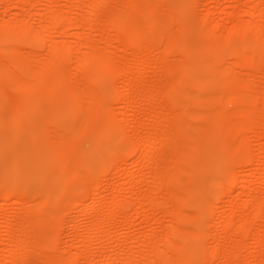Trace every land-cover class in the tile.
Masks as SVG:
<instances>
[{
	"label": "rangeland",
	"instance_id": "374dc122",
	"mask_svg": "<svg viewBox=\"0 0 264 264\" xmlns=\"http://www.w3.org/2000/svg\"><path fill=\"white\" fill-rule=\"evenodd\" d=\"M47 2L49 3V0H0V194L4 192L5 195L2 198V195L0 196V264H130L131 262H135V260L137 264H165V259H163V257L167 258L168 256H173L170 257V260L176 263L177 259L176 261L174 260L176 256L178 257L176 254L180 256L183 255L184 252L188 254L187 264H264V235L262 241H258L261 238L259 234L262 228H264V199H262V197L264 198V137H258L256 126L248 130L249 132H245L243 141L247 138L244 143L248 148L244 152L235 147L236 143L234 144V139H236V134L231 121H229V116L217 121L210 116L200 115L195 117V120L193 118L188 119V121L196 126L194 128H188L183 123L178 124L175 120L168 118V111H171L170 109L175 107L174 101H172L173 99L161 102L162 98L159 99L158 95V93H160L159 91L164 90L163 94L168 93L167 90L170 92L171 89L168 88L172 86L169 85H177L178 82L176 83V81L179 80L177 75L182 72L180 68H176L177 70L175 69V73L172 72L171 74V72H168L167 74L166 71L164 74V71H162L163 68H161L162 64L167 63L166 65H168V61H165L166 56L163 57L162 54H165L162 47L165 49L166 46L164 44L165 40L164 42L162 40L164 38L163 33L168 34L166 32H172V38L175 34L177 37L173 38V51L169 55L171 63L173 62L172 64H176V67H178L180 63H187L189 73H193V78L190 76L188 80L182 83L183 85L179 84L178 86H182L186 91L192 93L193 90H195L194 94L198 97L196 99L197 102L193 99H191V102L186 95L185 97L181 96L180 100L182 104L184 101L183 105L185 107L188 108L190 106L189 108H191L192 105V107L197 108H195L196 110L200 108L199 111H202L201 108H208L211 111L216 110L218 104L220 105L222 100L220 101L217 99L216 92L214 91L226 95L228 92H230L229 94L234 92L242 94V91L243 94L247 93V95L244 94V98H246V96L249 98L248 96L254 95L251 96L253 99L251 102L252 104L255 102L258 104L255 103L252 107L257 108V111H260V113L264 115V70L262 69L264 68V0H140V4L145 7L140 6L135 8L136 11L133 10L132 14L134 13L136 15L137 13L141 20H145L144 23H148L152 20L157 21V16L160 21V27L157 23L155 27H158V30H160L161 39L156 36L158 35V31L156 32L157 29L151 30V38L148 36L149 40L152 39L153 42L146 40V36L143 37L145 38L143 39V35H139L138 32L136 46H134V48L126 46V37L124 36L131 31L135 23L131 17L127 18V23L123 25L124 35L121 41H114L116 27L112 29L113 27L108 23L113 14H119L126 8L124 7L126 0H114L108 3L106 1V3L97 6L95 0H54L55 4L53 6L55 9L60 13L62 12V14L68 12L69 16L72 18L70 21L73 22V25H71L70 28L67 27L66 20L61 18L59 19L61 22H58L59 25L55 26V29L51 27L52 31L48 30V28L51 29L50 27H47L51 25L50 16H52ZM122 8L123 10H120ZM253 8L256 11H253ZM170 11L171 13L169 14ZM253 12L256 13L254 14ZM166 13L168 14L166 15ZM138 16L136 18L140 21ZM148 16L150 20L146 19ZM66 19L70 18L68 17ZM13 20L23 22L19 23L20 26L17 25V22H14L17 24L15 27L11 28L14 26ZM24 20H29L30 23H28L27 30L23 31L21 29V24L25 23ZM92 20L98 21L97 23L101 24L103 27L101 25H96V27L88 26L89 21L91 22ZM198 20H200V23H197ZM9 22L10 28L7 30ZM254 22L255 24L258 22V24L255 25ZM239 23L241 25L243 23L246 24V27L242 25V28L244 27L247 30L243 28L245 30L243 32V30L239 28L241 27ZM46 24L47 26L45 28ZM84 24L87 26L86 29ZM104 25L107 26H105L106 29ZM208 25L210 28H212V26L214 27L210 29ZM235 25H239V33L241 34L238 33L239 35L232 36L230 32L233 31L231 29H236L233 28L236 27ZM57 27L60 28L58 29ZM43 28L45 31L47 29V31L51 32H46L47 35H44L43 32L45 31ZM65 28L67 30H65ZM12 29H18L19 32L12 31ZM35 31L36 34L33 33ZM83 31L85 34L82 33ZM22 32L23 34H21ZM41 32L43 34H41ZM64 32H66V34ZM154 32H156V35H154ZM173 33L174 36L172 35ZM40 34L41 42L40 40L38 41V39H40ZM44 36L48 38L47 42L53 41V44L58 42L56 45H58L60 50L55 54L52 53L50 55L51 57L48 55L53 45L51 46L52 43H46V37ZM180 37H183V39ZM224 39H227L225 40L226 42H224ZM87 42H89L88 44L91 43V45H95L96 50L100 48L99 51L105 52L107 49L112 59L115 58L114 61L112 60L113 63L111 62L106 68L105 65H102L101 68V65H99V67L95 66L96 70L94 66L89 67L90 69H83L81 67L82 62L80 63L78 60L83 57V55H88L90 50H93L91 46L85 44ZM237 42H240V45ZM3 44L4 46H2ZM14 44H17L15 47H18L20 50L22 48V51L18 48H13ZM150 44L154 46L153 49L156 52L155 54L161 52L160 54L162 55L160 57H156L155 54H153L154 56L151 55V52L154 51L152 50L153 46L151 47ZM180 44L182 46H180ZM177 45L179 47H176ZM225 46L228 52L223 51L225 50ZM2 47H4V51H1ZM11 47L16 50H12ZM73 47H75L76 50L71 51ZM141 47H145L144 50H146V54L143 52V56L145 55V65L148 60L151 63H158L156 66H153V64L149 62V65L152 66H145V75L140 79V81H142L140 82L138 79L137 88L135 91L131 92L132 94H129L133 96H131L133 99L129 96V99L133 102H126L129 100L126 98L128 96L125 95L126 87L123 88L126 84L120 82L122 81L120 75L116 73H119L121 66L134 63V58L136 57L134 53L140 51ZM5 48H9L10 51L8 49L6 51ZM178 48H181L184 53ZM241 48H243V50H240V52L244 53L238 52L239 50L237 49ZM256 48L259 51L255 50V52H253ZM250 50L252 52L249 53ZM158 51L159 53H157ZM178 51L183 55L181 56ZM229 52L230 54H228ZM215 53L217 55L222 54L220 55L222 58H219L220 56H217ZM256 53L260 54L255 57L254 54ZM39 54L42 58L45 56V62L40 56H37ZM172 54L175 55V57L172 58ZM231 54L233 57L234 55L236 56V58L234 57L236 60L238 59L237 55L239 56L241 54L242 58L246 60H253L255 58L254 63H249L250 65H247L248 62L246 64V61L241 63L242 65H237L238 67L234 64V71L239 73L240 79L237 76L238 74L236 75L232 72V67L234 68V66H232L233 57L229 56ZM177 55H179V58L181 56L182 59L186 60H178ZM34 56L39 59H35ZM52 57L54 58L53 65H59L56 71L59 72L61 76L60 82L56 81V83L51 82L56 75L54 69L46 73V78L43 77L44 79H40V72L42 70L40 71V67L37 65H42L44 63L42 67L45 66L47 64V59L49 58L50 62ZM224 57L227 59H224ZM218 58L220 61H218ZM58 60H60V63ZM167 60H169V58ZM261 61L263 62L262 68L259 64ZM40 62L42 64H40ZM177 62L179 63L177 64ZM218 64L222 67L220 65L218 66ZM227 65L229 67H227ZM258 65L260 67H258ZM34 67L39 68L37 69L39 73ZM61 67H63V69ZM113 67L116 71L118 69V71L115 72ZM10 69L14 70L10 72ZM78 69L83 71H78ZM139 70L137 71V76H139ZM14 71H16L17 74L19 73L18 75L24 78L26 77L28 80H26V82L23 81L24 78L20 79L21 77L16 73L13 74ZM173 74H176V78L174 77V81L176 79L175 83H173L174 81L172 80ZM16 75L21 82L16 78ZM212 77L217 83L212 81ZM223 77L227 79V82L220 81V78ZM241 77L243 79H241ZM210 79L212 82L209 81ZM34 80L38 81L41 85L38 84L32 91L28 83H32V81L36 82ZM78 80L79 82L82 80L81 86ZM234 82L237 83L231 84ZM123 83L125 85H123ZM250 83L253 84L251 85ZM78 84L80 87H78ZM88 84H91L92 88ZM157 84L162 90H159ZM218 84L222 85L219 86ZM186 85L187 87L190 85L188 88L191 89H188ZM86 87H90V89H86ZM249 88L252 90L250 91ZM146 89L150 90L151 93H144L143 90L145 91ZM155 89L159 91L154 92ZM34 93L36 95L38 93V95L36 96ZM152 93L154 95H152ZM171 93H173V95L175 94L174 96L172 95V98L178 95L177 90H171L170 94ZM150 94L154 97H150ZM95 95L99 96L98 102L92 101L94 98H92V96ZM120 95L122 96L120 97ZM204 95H207V98H210L211 95H213V97L211 96L208 100ZM214 95L217 100L214 98ZM161 96L162 94L160 97ZM228 96L229 95H227L226 98L229 100L230 97ZM242 96H235L234 99H230L229 101L224 98L223 104L226 101L224 104L226 108H230V110L234 108L235 112H232L236 114L237 109L239 110L242 104H244L243 102H247L246 100L244 101ZM104 97L107 101L104 100ZM146 97L148 99L150 97V99L146 100ZM134 98L136 99L134 100ZM85 99L91 101L85 102ZM82 102H85L86 107ZM87 103H89L90 107H93H87ZM110 104L111 106H109ZM15 105L17 108H15ZM235 108L237 109L235 110ZM195 109L191 108L189 110L195 111ZM82 112L84 114H82ZM153 112L157 117L152 116V114L154 115ZM80 113L82 116L85 115L83 119L78 117ZM158 113L160 114L158 115ZM163 115H166L167 118ZM88 117H90V119ZM120 118H123V120ZM163 118H165V120H163ZM85 119L86 122L83 121ZM77 120L81 122L80 125L82 127L84 126V128H79L77 126ZM112 120L113 124L115 123L116 125L114 124L113 126L112 123H109ZM198 120L199 122H197V124H199L197 126L196 121ZM161 123L162 126H160ZM171 124L178 128V130L180 128L179 131L182 133L179 136L180 138L174 135L171 144L165 143L163 147L164 143H159L155 147V150L149 147L148 149L150 152L147 150V147H145L146 150L145 148L144 150H139L143 144L141 142L150 132L152 137L155 135L154 138H159V142L162 139L165 140L164 135L166 133L164 132L165 130L166 132L169 130ZM199 125L201 126L199 127ZM111 126L114 128L113 130ZM116 127L119 128L117 129L118 131H115ZM156 129L158 136H156ZM194 129L196 130L194 131ZM60 130L61 133L59 134ZM109 130H111V132L108 133ZM114 131L118 133L115 135ZM53 133L56 136L55 140L52 139V137L50 138V135H53ZM152 133H154V135ZM186 133L188 136L194 134V138L191 137L193 139H187L188 136H186ZM66 134H68V138H66ZM132 135L133 140L131 139ZM183 135L186 137H183ZM109 136L110 138H108ZM127 137L131 139L129 142L132 141L131 143L128 142L129 144L124 141L128 140ZM188 138H190V136ZM228 138L231 139L230 143ZM232 140L234 147L231 145ZM248 141H250V145H248ZM124 142L127 143L125 149H123L125 146ZM174 142L179 146L180 151L183 153L182 155H180V152V154L178 153L179 150L177 149L178 147L176 148L175 144L172 146ZM106 143L107 147L105 146ZM136 145L139 146V148ZM166 145H168V147ZM54 146H56V148ZM193 146H195V148ZM196 148L198 149L196 150ZM151 150L153 151L151 154L153 157L151 158V156H148V158L151 159H143L145 156L144 154L151 153ZM69 153H72L71 157ZM65 154L68 155L65 156ZM171 155H173V158L177 159L180 169L175 171V174H177L174 177L175 180L173 177L171 180L167 179L170 180L171 183H166L167 181H164V183L160 182L157 176L162 177L161 174L163 173L164 175V173H166L167 165L165 161H167ZM180 156H182V158H180ZM184 156L186 158H184ZM66 157L71 159L74 158L75 161L73 159H69L70 161H68ZM162 157H165L166 160L164 158V161L162 160L160 162ZM97 159H99V161ZM149 160L152 161H150L152 163L150 165ZM185 160L189 163H187V166L185 165L186 167L184 166V163L186 164L187 162ZM69 162L71 163L70 165L68 164ZM73 162L77 163V167ZM69 166L75 167V169H71L72 174L74 172L73 170L80 174L75 173L72 176ZM78 167L80 168L77 169ZM81 167L84 168V170L81 169ZM85 169L90 173L85 171ZM180 172L183 174H180ZM85 173L86 175L88 174L85 178L89 177L90 181H84ZM99 174L101 175L100 177ZM214 175L221 177V184L214 182V178H216ZM210 179H213V182ZM89 182L90 186H88ZM54 191L56 193H54ZM203 193L206 195L208 193L210 195V201L211 198H213V202L211 201L214 204L213 206L211 205L212 203L206 204L203 198L208 195L205 196ZM18 194L19 196L21 195L20 198L19 196L17 197ZM47 194L48 197H46ZM118 194H121L120 197L117 196ZM175 194H178V196H180L179 198L183 197L181 199L176 198ZM25 196H27V199ZM44 197L47 199H44ZM116 197L117 199L119 197V200H117ZM70 198L71 200H69ZM18 199H21V202ZM141 199H145L146 201L144 200V205L139 206L140 204L138 202H140ZM149 199L151 200L149 201ZM155 201L156 205L154 203ZM259 201L262 202L260 203L261 209L257 217L254 218V208L258 206ZM55 202H58V204L55 205ZM119 202L120 205L118 204ZM40 204L44 207L42 205L40 206ZM44 204L48 206V208L45 209ZM149 204L151 207H149ZM160 204L162 206H159ZM113 206L118 207L114 208ZM138 207L142 210L138 211L139 214L137 211L135 213ZM28 208L30 210H28ZM117 208L122 212H117ZM247 210L250 211L247 212ZM192 211L193 216L191 217ZM194 211L197 212L195 213ZM199 211H201V213H199ZM202 212L204 213L202 214ZM37 214L38 217H36ZM183 214L184 216H182ZM248 214L253 218L251 217L249 230L242 232L241 229L245 222L244 220H247L244 219V216L249 218ZM9 216H18L19 218L17 217L12 220ZM29 217L31 219H29ZM32 217L35 219V222L32 224L28 223L30 224L28 227L25 218L33 222L34 220ZM43 217H46V219L43 220ZM231 219L234 220V224L240 225L241 228L237 227L236 229L235 225L233 228L227 227L228 221ZM8 220L10 222L11 220L14 221L11 222L12 225L8 228L13 229H10V232L7 228V231L5 229V224ZM38 220H43L44 223L42 221L38 222ZM156 220L159 224H155ZM45 221L49 223L46 224ZM225 221L226 225L224 224ZM196 224L199 225L197 226ZM25 228L28 230H24ZM30 228L35 229L34 232L40 239L38 238L37 242L34 241L29 245H25V243L30 241L29 239H31L32 234H34L31 233L32 230ZM192 228L193 231L194 228H196L195 231L197 233L189 230ZM15 230H18V233ZM19 231L24 232L20 233ZM14 232L17 233V235L19 233L22 234L20 235L23 237H21V241L23 242L21 251L26 246L30 247L28 249H31V251H35L34 253L32 252V256H27L25 260H23L22 255L19 253L13 259L9 258L8 260L7 258L8 248L11 246V238ZM5 234L6 236H4ZM25 237L28 242L23 241ZM186 239L187 241H185ZM177 241L180 242V244ZM153 249L158 250L163 257H154L155 259L152 258L151 260V258H149L150 252L148 251ZM58 255H60V258ZM134 257L135 259H133ZM132 259L133 261H131Z\"/></svg>",
	"mask_w": 264,
	"mask_h": 264
},
{
	"label": "bare ground",
	"instance_id": "6f19581e",
	"mask_svg": "<svg viewBox=\"0 0 264 264\" xmlns=\"http://www.w3.org/2000/svg\"><path fill=\"white\" fill-rule=\"evenodd\" d=\"M92 1V0H91ZM94 1V0H93ZM106 1H107V3L108 2H111V1H114V0H95V4H96V6L97 5H101V4H104V3H106ZM123 1H125V0H123ZM158 1H161V0H158ZM58 2V1H57ZM48 3V2H47ZM46 3V4H47ZM128 3V4H127ZM154 3V2H153ZM156 3V2H155ZM49 4V5H48ZM47 5H48V7L50 8V10H51V12H52V16H50L51 17V22H50V24L51 25H49L47 22V24L49 25V26H47V24L45 25V28H46V26L47 27H52L53 29H55V26H58L59 25V23L61 22V21H59V19H61V18H64L65 20H66V22H67V27H71V25H73L72 23L73 22H71L70 20L72 19L70 16H69V14H68V12L66 13H63L62 14V12L60 13L58 10H56L55 9V7L53 6L54 4H55V2H54V0H49V3H48ZM57 4V3H56ZM123 4H124V2H123ZM146 4V3H145ZM127 5V6H126ZM148 5V4H147ZM166 5V4H165ZM140 6H142V4H140V0H126V3L124 4V7H126L124 10H123V8L122 9H120V10H123L121 13H119V14H113L114 13V11H113V15L111 16V18H110V21H108V23H110L111 24V26L113 27L112 29H114V27H116L115 29H116V34H115V36H114V41L115 40H120L121 41V39H122V37H123V35H124V30H123V25H124V23H127V18H129V17H131V19L132 20H134L135 21V23L133 24V26H132V29H131V31H129V33H127L126 35H124L125 37H126V46L127 47H129V48H134V46H136V37H137V34H138V32H139V35L141 34V35H143L142 36V38L143 37H145L146 38V40H149V38H151L150 37V33H151V30L153 29V30H155V29H157L156 30V32L158 31V35H156V32H154V35H156V36H158L160 39H161V37H160V34H161V32L159 33V31L160 30H158V27H155V25H156V23H157V25H159L160 24V21L158 20L159 18H157V16H156V19H157V21H149L148 23H144V21L143 20H141V18H139L140 16H138L137 15V13H136V15L138 16V19L140 20V21H138L137 20V16L133 13L132 14V11L133 10H135V8H138V7H140ZM168 6V5H167ZM54 7V8H53ZM142 7H145V6H142ZM147 7V6H146ZM118 8V7H117ZM153 8V7H152ZM195 8V7H194ZM178 9V8H177ZM63 10V9H62ZM253 11H256V10H254V8L252 9ZM136 11V10H135ZM251 11V10H250ZM48 12H49V10H48ZM70 13H71V11H70ZM171 13V11L169 12V14ZM254 13V12H253ZM256 13V12H255ZM254 13V14H255ZM51 14V13H50ZM68 14V15H67ZM72 14V13H71ZM168 13H166V15H167ZM179 14V13H178ZM142 15V14H141ZM170 16V15H169ZM70 18V19H66V18ZM145 17H146V15H145ZM76 18V17H75ZM74 18V19H75ZM20 19V18H19ZM22 19V18H21ZM26 19V18H25ZM146 19H148V20H150L149 19V16L146 18ZM155 19V20H156ZM169 19V18H168ZM64 20V21H65ZM68 20V21H67ZM5 21V20H4ZM63 21V20H62ZM73 21V20H72ZM259 21V20H258ZM14 22H17V23H14ZM20 22H23V21H14L13 20V25L14 26H12V24H11V28H13V27H15L16 26V24L17 25H19V23ZM24 22L25 23H23V24H21V29L24 31V30H27V28H28V23H30L29 22V20H24ZM59 22V23H58ZM79 22V21H78ZM85 22V21H84ZM98 21H96V20H92L91 22L89 21V24H88V26H90V27H93V26H95L96 27V25H101V24H98L97 23ZM261 22V21H260ZM62 23H65V22H62ZM61 23V24H62ZM100 23V22H99ZM103 23V22H102ZM163 23V22H162ZM162 23H161V25H162ZM197 23H200V20H198V22ZM206 23V22H205ZM77 24V23H76ZM76 24H74V25H76ZM169 24V23H168ZM202 24V23H201ZM240 24V23H239ZM254 24H255V22H254ZM257 24H258V22H257ZM257 24H255V25H257ZM156 25V26H157ZM242 25H244V27H246V24H242ZM242 25L240 24V26L241 27H239V25L237 26V25H235L236 27H233V28H236V29H231V30H233L232 32H230V34H232V36L233 35H235V36H237V34L240 32V29H242L243 30V32L245 31L244 29H246V28H242ZM5 26H7V25H5ZM20 26V25H19ZM32 26V25H31ZM102 26V25H101ZM106 25H104V28L106 29V27H105ZM169 26V25H168ZM206 26H207V23H206ZM209 26V25H208ZM250 26V25H249ZM248 26V27H249ZM258 26H260V25H258ZM74 27V26H73ZM72 27V28H73ZM84 27H85V29H86V27L87 26H85V24H84ZM103 27V26H102ZM152 27H154V28H152ZM159 27H160V25H159ZM214 26H212V28H213ZM240 29H239V28ZM257 27V26H256ZM8 28H10V22H9V27H7V30H8ZM17 28V27H16ZM42 28V27H41ZM52 28L51 29H49L48 28V30H51L52 31ZM58 28V27H57ZM57 28H56V30H57ZM60 28V27H59ZM58 28V29H59ZM63 28V27H62ZM109 28H111V27H109ZM169 28V27H168ZM171 28V27H170ZM196 28V27H195ZM208 28H210V26L208 27ZM212 28H210V29H212ZM252 28V27H251ZM257 28H259V27H257ZM19 29V28H18ZM13 30L12 29V31H18L19 32V30ZM64 29V28H63ZM3 30H4V26H3ZM43 30H44V28H43ZM65 30H67L66 28H65ZM65 30H63V31H65ZM110 30V29H109ZM126 30V29H125ZM198 30H199V28H198ZM205 30H206V28H205ZM214 30V29H213ZM247 30V29H246ZM12 31H10V32H12ZM45 31V30H44ZM51 31H47V29H46V31L45 32H43L44 33V35L46 34L47 35V33L46 32H51ZM127 31H128V29H127ZM207 31V30H206ZM10 32H9V34H10ZM200 32V31H199ZM212 32V31H211ZM210 32V33H211ZM228 32V33H229ZM34 34H36V31L35 32H33ZM42 32H41V34H43ZM65 34H66V32H64ZM82 33H84L85 34V32L83 31ZM115 33V32H114ZM166 33H168V34H165V33H163L164 35V38L162 39L163 40V42H164V40H165V42H164V44L166 45L165 46V49L162 47V49L164 50V52H165V54L164 53H162L163 54V57L164 56H166V59H165V61H168V65H166L167 63H165V64H160L162 67L161 68H163L162 69V71H164V74L166 73V71H167V74H168V72H171V74H172V72H174L175 71V69L176 68H180L181 70H182V74L181 73H179L177 76V78L179 79H177L178 81H176V79H175V81H176V83H177V85H175V86H173V84L172 85H169V86H172V87H170V88H168V89H171V90H177V92H178V95H176V97H173L172 98V95H173V93H171L170 94V92H171V90H170V92H169V90H167V92L168 93H165V94H163V91H159V90H162L161 89V87L159 88L158 87V84H157V87L159 88V92L160 93H158V95H159V99L160 98H162V101L161 102H163V101H168V100H172V101H174V108L172 109H170L171 111H168L169 112V114H168V112H167V116H168V118H171V119H173V120H175L178 124H184L186 127H188V128H194V127H196L194 124H192L190 121H188V119H194L195 117H198V116H210L212 119H215V120H217V121H219V120H221V119H223V118H225V117H227V116H229L230 117V120L229 121H231V124H232V127L234 128V130H235V134H236V139H234V144H235V147L237 148V149H240V150H243L244 152L247 150V145L244 143V141H246L247 140V138L243 141V139H244V134H245V132L247 133V132H249L248 130H251L252 128H254V126H256L257 128V131H256V133H258V137L259 138H261V137H264V115H262V113H260V111H257V108H254V107H252V106H254L253 104H255V103H253L252 104V102H251V100L253 101V99H252V97L251 96H254V95H251V96H248L249 98H247V96H246V98H244L245 97V95H247V93L244 95L243 94V92L241 91V93L242 94H238L237 92L235 93H232V94H229L230 92H228L227 93V95H229L228 97H230L229 98V100L230 99H234L235 98V96H238V95H244V96H242L243 98H244V101L246 100L247 102L245 103V102H243L244 104H242V106L239 108V110L237 109V108H235V110L237 109V111H236V114H234L233 112H235L234 111V108H232L231 110H230V108H226V106L224 105L225 103H226V101L224 102V104H223V101H224V98H226V94H220V93H218L217 91H214V92H216V97H217V99L218 100H222L221 102H220V105L218 104V108H217V105H216V110H209L208 108H201L202 109V111H199V109L200 108H198V110H196L194 107H192V105H191V108L192 109H195V111H190L189 109H191V108H189L190 106H189V104H188V108L187 107H185L183 104H184V101H183V104H182V102H181V96H183V97H185V95L187 96V98L191 101V99H193V100H195V102H197V95L196 94H194V91L195 90H193V93L192 92H190V91H186L185 89H184V87H179L178 85L180 84H182V83H184V81L185 80H188V78H190V76H191V78H193L192 76H193V73H189V71H188V66H187V63H185V64H181L180 63V65H178V67H176L175 65L176 64H172L171 63V59H170V54L172 53V51H173V45H174V40H173V38L174 37H177V35L175 34V36H174V33L172 34L174 37L172 38V36H171V33L170 32H166ZM170 33V34H169ZM209 33V34H210ZM260 33V32H259ZM15 34V33H14ZM16 34H17V32H16ZM15 34V35H16ZM21 34H23V32L21 33ZM41 34H40V36H39V38L40 39H38V41L40 40V42H41ZM229 34V35H230ZM239 34H241V33H239ZM238 34V35H239ZM245 34V33H244ZM250 34V33H249ZM253 34V33H252ZM11 36H12V34H10ZM25 35V34H24ZM26 35H28V34H26ZM48 35H49V33H48ZM204 35V34H203ZM17 36V35H16ZM43 36V35H42ZM50 36V35H49ZM148 36H149V38H148ZM156 36H155V38H156ZM206 36V35H205ZM204 36V37H205ZM207 36H209V35H207ZM231 36V35H230ZM263 36V35H262ZM27 37V36H26ZM33 37V36H32ZM44 37H46V36H44ZM153 37V36H152ZM157 37V38H158ZM179 37V36H178ZM145 38H143V39H145ZM148 38V39H147ZM154 38V37H153ZM180 38H182L183 39V37H180ZM207 38V37H206ZM221 38V37H220ZM107 39V38H106ZM108 39H110V38H108ZM223 39V38H222ZM221 39V40H222ZM260 39V38H259ZM261 39L263 40V38L261 37ZM47 40H48V38L46 37V39H45V42L46 43H52L51 44V50H50V52H49V57H51L50 55L53 53V54H55V53H57L60 49H59V47H58V45H56V43H58V42H55V44H53V41L52 42H47ZM180 40V39H179ZM178 40V41H179ZM225 40H227V39H224V42H226ZM253 40V39H252ZM111 41H113V40H111ZM144 41V40H143ZM150 42H153L152 41V39L151 40H149ZM156 41V40H155ZM177 41V42H178ZM223 41V40H222ZM32 42V41H31ZM106 42V41H105ZM122 42H123V40H122ZM176 42V43H177ZM202 42V41H201ZM214 42H216V41H214ZM218 42V41H217ZM46 43H44V44H46ZM89 42H87V43H85V44H88ZM146 43H147V41H146ZM219 43H221V42H219ZM238 43V42H237ZM244 43L246 44V42L244 41ZM248 43V42H247ZM96 44V43H95ZM161 44H163V43H161ZM163 44V45H164ZM198 44V43H197ZM222 44V43H221ZM225 44V43H224ZM239 45H240V42L238 43ZM243 44V43H242ZM244 44V45H245ZM259 44V43H258ZM10 45V44H9ZM56 45V46H55ZM97 45V44H96ZM148 45V44H147ZM151 45V47L153 46L152 44H150ZM149 45V46H150ZM184 45V44H183ZM205 45V44H204ZM231 45V44H230ZM2 46H4V44L2 45ZM11 46H12V44H11ZM15 46H17V44L15 45L14 44V47L13 48H18V47H15ZM87 46H91V48L93 49L92 51L90 50V53L88 54V55H83V54H81V55H83V57H79L80 59L78 60V61H80V63H81V67L84 69V68H89V67H99V65H101L100 66V68L102 67V65H105V68H106V66L108 67L110 64H111V62H112V60L114 61V59H112V57H111V55H110V53H109V51L106 49L105 50V52H103V51H99V46H98V50H96V46L95 45H91V43L90 44H88ZM144 46V45H143ZM149 46H147V47H149ZM180 46H182L181 44H180ZM226 46H228V45H226ZM226 46L224 47V49L226 48ZM76 47V46H75ZM75 47H73V49L71 50V49H69V50H71V51H73V50H76V48ZM176 47H179L178 45L176 46ZM176 47H174V48H176ZM236 47V46H235ZM248 47V46H247ZM3 48L4 47H2L1 48V51L3 50ZM10 48V47H9ZM9 48H7L9 51H10V49ZM12 48V47H11ZM12 48V50H16V49H13ZM21 48V47H20ZM72 48V47H71ZM75 48V49H74ZM88 48H90V47H88ZM124 48H126V47H124ZM145 48V47H144ZM144 48H140V51H138V52H133L134 53V55L136 54V57L134 58V63H132V64H126V65H123V66H121L120 67V70H119V73H116L117 75L119 74L120 75V79L122 80V81H120V82H124L125 84H126V86H123V88L124 87H126V94L125 95H127L128 97H126L127 99H129L131 96L129 95V94H132L131 92H133V91H135V89L137 88V81H138V79H139V81H140V79H142L143 77H144V75H145V69H146V67L145 66H147V65H149V60L148 61H146V65H145V61H144V59H145V55L143 56V52L146 54V50H144ZM154 46L152 47V50L154 51ZM186 48V47H185ZM218 48H219V46H218ZM239 48H240V46H239ZM6 49V48H5ZM7 49H6V51H7ZM19 49V48H18ZM31 49V48H30ZM46 49V48H45ZM142 49V50H141ZM180 51H182L181 50V48H178ZM214 49V48H213ZM217 49V48H216ZM249 49H250V47H249ZM20 50V49H19ZM25 50V49H24ZM144 50V51H143ZM156 50V49H155ZM222 50V49H221ZM228 49H225V50H223L224 52L225 51H227ZM235 50V49H234ZM237 50H239L238 52H240V50L242 51L243 50V48H241V49H237ZM245 50V49H244ZM255 50H258L257 48L256 49H254V51L253 52H255ZM4 51V50H3ZM6 51H5V53H6ZM20 51H22V48H21V50ZM71 51H69V52H71ZM88 51V50H87ZM130 51H133V50H130ZM177 51V50H176ZM259 51V50H258ZM44 52V51H43ZM77 52V51H76ZM129 52V51H128ZM150 52V51H149ZM175 52V51H174ZM179 52V51H178ZM183 52V51H182ZM219 52V51H218ZM228 52V51H227ZM230 52H232V51H230ZM230 52L228 53V54H230ZM250 52H252L251 50L249 51V53ZM257 52V51H256ZM71 53H73V52H71ZM75 53V52H74ZM152 54L151 55H153V54H155L156 52L154 51V52H151ZM157 53H159V51L157 52ZM161 53V52H160ZM155 54L156 55V57H160L162 54ZM180 53V52H179ZM184 53V52H183ZM220 53H221V51H220ZM240 53H244V52H240ZM258 53V52H257ZM254 54L255 55V57H256V55H259V54ZM77 54V53H76ZM216 54V53H215ZM236 54V53H235ZM238 54V53H237ZM116 55H118V54H116ZM158 55V56H157ZM180 55H181V53H180ZM183 55V54H182ZM181 55V56H182ZM217 55V54H216ZM220 55H222V54H220ZM220 55H217V56H220ZM232 55V54H231ZM231 55H229L230 57H233V55L231 56ZM38 57L40 56V58L44 61V58H45V56H44V58H42L41 57V55L39 54V55H37ZM47 56V57H48ZM53 56V55H52ZM71 56V55H70ZM154 56V55H153ZM179 55H177V57H178ZM181 56H180V58L178 57L177 59L179 60V59H182L181 58ZM262 56V55H261ZM35 57V56H34ZM34 57H33V60H34ZM36 58L35 57V59H39V58ZM144 57V58H143ZM156 57H154V58H156ZM173 57H175V55H173L172 54V58ZM234 57L236 58V56L234 55ZM233 57V61L235 62H233L232 61V66H234V64H235V66L236 67H238L237 65H242L241 63H244L245 61H246V64H247V62H248V64L247 65H250L249 63H254V60H255V58L254 57H252V58H254L253 60H246L245 58H242V54L241 55H237V60L235 59ZM241 57V58H240ZM63 58V57H62ZM169 58V60H167ZM219 58H222V56H220ZM218 58V61H220V59ZM258 58V57H257ZM53 59V60H52ZM61 59V58H60ZM224 59H227L226 57H224ZM236 61H235V60ZM41 60V61H42ZM83 60V61H82ZM157 60V59H156ZM182 60H186V59H182ZM42 61V62H43ZM56 61H57V59H56ZM158 61V60H157ZM156 61V62H157ZM169 61H170V63H169ZM223 61V60H222ZM228 61V60H227ZM257 61V60H256ZM31 62H32V60H31ZM35 62V61H34ZM37 62H39V61H37ZM45 62V61H44ZM58 62L60 63V60H58ZM155 62V61H154ZM161 62V61H160ZM162 62H163V60H162ZM225 62V61H224ZM231 62V61H230ZM229 62V63H230ZM53 63H54V58L52 57L51 58V61L49 62V58L47 59V64L45 65V66H43L42 67V65L44 64H42L41 62H40V64H42V65H39V64H37L38 65V67H40V79H44L43 77H45L46 76V73L47 72H49V71H52L53 69L55 70V72H56V75H55V73H54V75H55V77H53V79L51 80V82H55L56 83V81H59L60 80V78H61V76H60V74H59V72H57L56 70H58V67L57 66H59V65H55L56 66V68H55V66L53 65ZM58 63V64H59ZM79 63V64H80ZM113 63V62H112ZM128 63V62H127ZM148 63V64H147ZM151 63V62H150ZM158 63V62H157ZM157 63L155 64V63H151V64H153V66H156L157 65ZM179 62H177V64H178ZM183 63V62H182ZM257 63V62H256ZM255 63V64H256ZM222 64V63H221ZM227 64V63H226ZM259 64H260V66H261V68H262V66H263V62L261 61V62H259ZM33 65V64H32ZM164 65V66H163ZM220 64H218V66H219ZM223 65V64H222ZM149 66H152V65H149ZM159 66V65H158ZM221 66V65H220ZM225 66V65H224ZM232 66H230V67H232ZM235 66H234V68L232 67V72H234L237 76H238V78H239V73H237L236 71H234V69H235ZM259 65H258V67H260ZM20 67V66H19ZM23 67V66H22ZM33 67V66H32ZM41 67H42V69H41ZM64 67V66H63ZM63 67H61L62 69H63ZM76 67H77V65H76ZM75 67V69L77 70V68ZM80 67V68H81ZM96 67H95V70H96ZM192 67V66H191ZM222 67V66H221ZM227 67H229L228 65H227ZM36 70L37 69H39V68H37V67H34ZM255 68V67H254ZM260 68V69H261ZM90 69V68H89ZM92 69V68H91ZM109 69V68H108ZM113 69H114V67H113ZM139 69H141V70H139V76H137L138 75V73H137V71ZM230 69V68H229ZM259 69V68H258ZM263 70H264V68H262ZM261 69V70H262ZM12 69H10V72H12L11 71ZM75 70V71H76ZM137 70V71H136ZM177 70V69H176ZM217 70V69H216ZM262 70V71H263ZM38 71V70H37ZM78 71H83V70H79L78 69ZM114 71L115 72H117L118 71V69H117V71L114 69ZM212 71V70H211ZM260 71V70H259ZM17 72H18V70H17ZM17 72L16 71H14L13 72V74L14 73H16L17 74ZM179 72V71H178ZM38 73H39V71H38ZM52 73V72H51ZM50 73V74H51ZM89 73V72H88ZM175 73V72H174ZM19 74V73H18ZM17 74V75H18ZM21 74V73H20ZM226 74V73H225ZM16 75V76H17ZM49 75V74H48ZM174 75V76H173ZM172 75V77H173V81H174V77L176 78V74H173ZM18 76H20L21 78L20 79H22V78H24V77H22L21 75H18ZM16 77L17 79L19 78V77ZM38 76V75H37ZM210 76H211V74H210ZM84 77V76H83ZM139 77V78H138ZM141 77V78H140ZM233 77V76H232ZM257 77V76H256ZM46 78V77H45ZM20 79H18L19 80V82H21V80ZM33 79V78H32ZM81 79V78H80ZM195 80H196V78H194ZM206 79V78H205ZM208 79H209V77H208ZM212 79V81H214L213 79V77L211 78ZM211 79L209 80V81H211ZM240 79V78H239ZM241 79H243L242 77H241ZM252 79H254V78H252ZM256 79H258V78H256ZM26 80H28L26 77L23 79V81H25L26 82ZM82 80H83V78H82ZM82 80L79 82V80H78V83H80V86H81V82H82ZM91 80H92V78H91ZM202 80V79H201ZM229 80V79H228ZM30 81V80H29ZM34 81H36V80H34ZM116 81V80H115ZM142 81V80H141ZM140 81V82H141ZM175 81L173 82V83H175ZM189 81H191V80H189ZM197 82H199L198 80H196ZM211 81V82H212ZM220 81H222V82H227V79L225 78V77H223V78H220ZM233 81V80H232ZM250 81H253V80H250ZM16 82V81H15ZM18 82V81H17ZM60 82V81H59ZM76 82V81H75ZM139 82V83H140ZM214 82H216L217 83V81L215 80ZM229 82V81H228ZM77 83V82H76ZM123 83V85H125ZM188 83V82H187ZM186 83V84H187ZM194 83V82H193ZM237 82H234V83H231V84H236ZM38 84H40L38 81H36V82H33L32 81V83H28V86L30 87V89L33 91V89H35L36 87H37V85ZM48 84H50V83H48ZM118 84V83H117ZM122 84V83H121ZM169 84V83H168ZM189 84H191V83H189ZM251 84V83H250ZM249 84V85H250ZM253 84V83H252ZM251 84V85H252ZM41 85V84H40ZM42 85H44V84H42ZM58 85V84H57ZM88 85H90V87H91V84H88ZM139 85V84H138ZM141 85V84H140ZM183 85V84H182ZM219 86L220 85H222V84H218ZM241 85V84H240ZM18 86V85H17ZM44 86H46V85H44ZM77 86V85H76ZM79 86V84H78V87H80ZM148 86V85H147ZM154 86V85H153ZM167 86V85H166ZM168 86V87H169ZM227 86V85H226ZM237 86V85H236ZM24 87V86H23ZM40 87V86H39ZM53 87V86H52ZM56 87V86H55ZM90 87H86V89L87 88H89L90 89ZM145 87V86H144ZM186 87H187V85H186ZM185 87V88H186ZM188 87H190V85L188 86ZM187 87V88H188ZM250 87V86H249ZM27 88V87H26ZM92 88V87H91ZM94 88H95V86H94ZM119 88V87H118ZM164 88H165V85H164ZM240 88V87H239ZM254 88V87H253ZM80 89V88H79ZM96 89H97V87H96ZM95 89V90H96ZM109 89V88H108ZM188 89H191V88H188ZM241 89V88H240ZM120 90V89H119ZM139 90V89H138ZM249 90L251 91L252 89H250L249 88ZM36 91H37V89H36ZM93 91V90H92ZM122 91V90H121ZM124 91H125V89H124ZM149 91V92H148ZM157 91V89H155L154 90V92H158ZM240 91V90H239ZM13 92V91H12ZM89 92V91H88ZM143 92L144 93H146V94H149V93H151V91L150 90H143ZM148 92V93H147ZM220 92H221V90H220ZM263 92V91H262ZM6 93H7V91H6ZM9 93V92H8ZM36 93V92H35ZM34 93V94H35ZM99 93H101V92H99ZM218 93V94H217ZM224 93H226V92H224ZM264 93V92H263ZM50 94V93H49ZM135 94V93H134ZM140 94H142V93H140ZM139 94V95H140ZM146 94H144V95H146ZM162 94V96L160 97V95ZM180 94V95H179ZM200 94V93H199ZM253 94H254V92H253ZM15 95V94H14ZM36 95V94H35ZM37 95H38V93H37ZM36 95V96H37ZM46 95V94H45ZM152 95H154L153 93H152ZM151 94H150V97H154V96H152ZM175 95V94H174ZM173 95V96H174ZM250 95V94H249ZM99 96H100V94H99ZM99 96H97V95H95V96H92V98H93V100L92 101H94V102H98L99 101ZM103 96V95H102ZM101 96V97H102ZM122 95H120V97H121ZM130 96V97H129ZM206 98H207V95H204ZM212 97H213V95H211ZM211 96H210V98H211ZM133 97V96H132ZM131 97V99H133ZM145 97V96H144ZM150 97H149V99H150ZM203 97V96H202ZM205 97H204V99H205ZM216 97H215V95H214V98L216 99ZM240 97V96H239ZM46 98V97H45ZM85 98V97H84ZM105 98V97H104ZM157 98V97H156ZM201 98V97H200ZM199 98V99H200ZM210 98H207L208 100L210 99ZM33 99H35V98H33ZM119 99H121V98H119ZM126 99V100H127ZM131 99H129V100H127L126 102H131L132 100ZM136 98H134V100H135ZM142 99V98H141ZM148 98L146 97V100H147ZM148 99V100H149ZM154 99V98H153ZM198 99V100H199ZM216 99V100H217ZM83 100V99H82ZM81 100V101H82ZM104 100H106V98L104 99ZM180 100V101H179ZM226 100H228L227 98H226ZM228 100V101H229ZM256 100V99H255ZM17 101V100H16ZM88 101L90 102L91 100H89L88 99ZM87 101V99H85V102H88ZM107 101V100H106ZM124 101V100H123ZM34 102V101H33ZM85 102L83 103L82 102V104H84V106L86 105L85 104ZM94 102H93V104H94ZM125 102V101H124ZM133 102V101H132ZM181 102V103H180ZM188 102V101H187ZM192 102V101H191ZM17 103V102H16ZM15 103V104H16ZM36 103V102H35ZM92 103V102H91ZM108 103H110V102H108ZM144 103H146V102H144ZM186 103V102H185ZM199 103V102H198ZM197 103V104H198ZM88 105H87V107L89 106V103H87ZM126 104H129V103H126ZM132 104V103H131ZM196 104V105H197ZM256 104H258V103H256ZM36 105V104H35ZM34 105V106H35ZM63 105V104H62ZM98 105V104H97ZM143 105H145V104H143ZM195 105V106H196ZM16 106V105H15ZM99 106V105H98ZM109 106H111V104L109 105ZM236 106V105H235ZM256 106V105H255ZM86 107V106H85ZM91 107H93V106H91ZM90 106H89V108H91ZM258 107V106H257ZM15 108H17V106L15 107ZM100 108V107H99ZM101 108H103V107H101ZM147 108V107H146ZM110 109V108H109ZM151 109V108H150ZM154 109H156V108H154ZM169 109V108H168ZM203 109H205V110H203ZM211 109H214V108H211ZM230 111H228V110ZM92 110V109H91ZM90 110V111H91ZM105 110V109H104ZM152 110V109H151ZM233 111V112H232ZM93 112V111H92ZM99 112V111H98ZM154 112H155V110H154ZM153 112V113H154ZM40 113H41V111H40ZM43 113V112H42ZM157 113V112H156ZM82 114H84L83 112H82ZM82 114L80 113V115L78 116V117H81V119H83L84 118V116L85 115H83L82 116ZM99 114V113H98ZM150 114V113H149ZM160 113H158V115H159ZM171 114V115H170ZM95 115V114H94ZM109 115V114H108ZM166 115H163V116H165L166 117ZM171 117H170V116ZM116 116V115H115ZM152 116L154 117V116H156L155 115V113H154V115L152 114ZM162 116V115H161ZM161 116H159V117H161ZM78 117H77V119H78ZM118 117V116H117ZM157 117V116H156ZM36 118V117H35ZM70 118V117H69ZM89 119H90V117H88ZM167 118V117H166ZM121 119V118H120ZM103 120V119H102ZM111 120V119H110ZM121 120H123V118L121 119ZM153 120H154V118H153ZM152 120V121H153ZM163 120H165V118H163ZM168 120V119H167ZM195 120V119H194ZM193 120V121H194ZM209 120H210V118H209ZM18 121V120H17ZM82 121V120H81ZM83 121H85L86 122V119L85 120H83ZM87 121H88V119H87ZM150 121V120H149ZM172 121V120H171ZM21 122H22V120H21ZM105 122V121H104ZM109 122V121H108ZM121 122V121H120ZM119 122V123H120ZM195 122V121H194ZM197 122H199V120L198 121H196V124H197ZM201 122V121H200ZM203 122V121H202ZM216 122V121H215ZM11 123V122H10ZM110 124L112 123L113 124V120L111 121V122H109ZM151 123V122H150ZM172 123V122H171ZM206 123V122H205ZM204 123V124H205ZM77 126L80 128H84V126L82 127L80 124H81V122L79 121V120H77ZM89 124V123H88ZM115 124V123H114ZM114 124H113V126H114ZM121 124V123H120ZM123 124V123H122ZM199 124V123H198ZM198 124H197V126H198ZM202 124V123H201ZM231 124H229V125H231ZM2 125V124H1ZM116 125V124H115ZM117 125H118V123H117ZM124 125V124H123ZM149 125V124H148ZM156 125V124H155ZM175 125V124H174ZM124 126H126V125H124ZM123 126V127H124ZM131 126V125H130ZM160 126H162V123H161V125ZM201 125H199V127H200ZM206 126V125H205ZM174 126H172V124H171V126L169 127V130H167V132H166V130H165V132L164 133H166L164 136H165V140H161V137H160V142H159V138H157V137H155L154 138V133H152L154 136L152 137V135L149 133L147 136H145V138H144V140L141 142V143H143L142 145H141V147L139 148V144H137V145H139V146H137L138 148H139V150L140 149H143L144 150V148L145 147H147V150L150 152V150L148 149L149 147L150 148H152L153 150H155V147L157 146V144H159V143H164L163 144V147L165 146V143L166 144H171L172 143V137H174V135H176V136H180L182 133L179 131L180 130V128H179V130H178V128H176V127H174ZM225 127V126H224ZM103 128V127H102ZM106 128V127H105ZM111 128H112V126H111ZM126 128V127H125ZM152 128V127H151ZM159 128V127H158ZM165 128V127H164ZM167 128H168V126H167ZM114 128H112V130H113ZM116 130L115 131H118L117 129H119V128H115ZM132 129V128H131ZM166 129V128H165ZM255 129V130H256ZM152 130H154V129H152ZM196 129H194V131H195ZM254 130V131H255ZM58 131V130H57ZM114 131V133H115V135L118 133V132H115ZM82 132V131H81ZM105 132V131H104ZM109 132H111V130H109L108 131V133ZM126 132V131H125ZM155 132V131H154ZM156 132H157V129H156ZM160 132V131H159ZM226 132V131H225ZM61 133V130H60V132H59V134ZM66 133V132H65ZM67 133H69V132H67ZM75 133V132H74ZM103 133V132H102ZM107 133V134H108ZM124 133V132H123ZM136 133V132H135ZM162 133V132H161ZM187 133H189V132H187ZM187 133H186V136H188L187 135ZM63 134V133H62ZM70 134V133H69ZM72 134V133H71ZM133 134V133H132ZM160 134V133H159ZM232 134V133H231ZM54 135V136H53ZM53 135H50V138L52 137V139H54L55 140V138H56V136H55V134L53 133ZM67 136H66V138H68V134H66ZM76 135V134H75ZM115 135L113 134V136L115 137ZM142 135V134H141ZM192 135V136H191ZM218 135V134H217ZM220 135V134H219ZM226 135V134H225ZM232 135H234V134H232ZM257 135V134H256ZM72 136H74V135H72ZM129 136V135H128ZM156 136H158V132L156 133ZM185 135H183V137H186ZM190 136V138H188ZM188 137H187V139H193L194 138V134H190ZM246 136V135H245ZM89 137H91V136H89ZM133 135L131 136V139L133 140ZM191 137H193V138H191ZM218 137V136H217ZM235 137V136H234ZM108 138H110V136L108 137ZM125 138V137H124ZM128 138V137H127ZM126 138V139H127ZM139 138V137H138ZM142 138V139H143ZM180 138V137H179ZM196 138V137H195ZM63 139H64V136H63ZM130 138H128V140H124L125 142H129V140H131ZM186 139V138H185ZM229 139V138H228ZM67 140V139H66ZM69 140V139H68ZM134 140H135V138H134ZM231 139H229L228 141H229V143L231 142L230 141ZM235 140H236V142H235ZM70 141V140H69ZM163 141V142H162ZM225 141V140H224ZM102 142V141H101ZM124 142V143H125ZM132 141H130L129 143H131ZM138 142V141H137ZM179 142H180V140H179ZM178 142V143H179ZM226 142H227V139H226ZM104 143V142H103ZM127 143H125V146H124V148L123 149H125V147H127L126 146V144ZM128 143V144H129ZM140 143V144H141ZM198 143V142H197ZM228 143V142H227ZM248 145H250V141H248ZM67 144H69V143H67ZM134 144H135V142H134ZM161 144V145H162ZM175 144V142L172 144V146ZM234 144H233V140H232V146L234 147ZM62 145V144H61ZM66 145V144H65ZM192 145V144H191ZM195 145V144H194ZM204 145V144H203ZM67 146V145H66ZM78 146V145H77ZM106 147H107V143H106V145H105ZM159 146V145H158ZM167 147H168V145H166ZM175 146H176V148L179 150H177L178 151V153L180 154V155H182L183 153L180 151V148H179V146H177V144H175ZM189 146V145H188ZM55 148H56V146H54ZM53 147V148H54ZM61 147H63V146H61ZM60 147V148H61ZM69 147V146H68ZM143 147V148H142ZM181 147V146H180ZM191 147V146H190ZM194 148H195V146H193ZM264 147V146H263ZM58 148V147H57ZM65 148V147H64ZM103 148H105V147H103ZM175 148V147H174ZM235 148V149H236ZM66 149V148H65ZM69 149V148H68ZM68 149H67V151H68ZM120 149H121V147H120ZM122 149V150H123ZM157 149V148H156ZM198 148H196V150H197ZM264 149V148H263ZM58 150V149H57ZM70 150V149H69ZM106 150V149H105ZM142 150V151H143ZM145 150H146V148H145ZM59 151V150H58ZM61 151V150H60ZM81 151V150H80ZM123 151H125V150H123ZM249 151V150H248ZM264 151V150H263ZM146 152V151H145ZM161 152V151H160ZM143 153V152H142ZM153 153V151L151 150V153H145L143 156H144V158L143 159H145V160H147V158H148V156L150 157L151 156V158L153 157L151 154ZM155 153V152H154ZM173 153V152H172ZM247 153V152H246ZM251 153V152H250ZM72 153H69V155H70V157L72 156L71 155ZM147 154V155H146ZM148 154H150V155H148ZM187 154V153H186ZM66 155H68V154H65V156ZM155 155H156V153H155ZM161 155H163V154H161ZM160 155V156H161ZM189 155V154H188ZM191 155V154H190ZM243 155V154H242ZM94 156V155H93ZM157 156V155H156ZM104 157V156H103ZM174 157H175V155H174ZM208 157V156H207ZM66 158H68V157H66ZM91 158V157H90ZM95 158H96V156H95ZM101 158V157H100ZM151 158H148V159H151ZM165 157H162V159L160 160V162L164 159ZM170 158V159H169ZM168 159H167V161H165V163H166V168H167V170H166V173H164V175H163V173L161 174L162 175V177L160 176V177H158L157 176V178H159L160 180V182H163L164 183V181H167L166 183H168V182H170V180L172 179V177H173V179H174V177L177 175V174H175V171L176 170H179L180 169V166H179V164H178V161H177V159H175V158H173V155H171L170 157H169ZM178 158V157H177ZM180 158H182V156H180ZM179 158V159H180ZM184 158H186L185 156H184ZM209 158V157H208ZM69 159H71V158H68L67 160L68 161H70ZM73 160H74V158H72ZM71 159V160H72ZM98 161H99V159H97ZM165 160H166V158H165ZM75 161V160H74ZM98 161H97V164H98ZM151 160H149V162H150ZM164 161V160H163ZM183 161V160H182ZM185 161H187V160H185ZM67 162V161H66ZM82 162V161H81ZM152 162V161H151ZM149 163V165L150 164H152V163ZM180 162H181V160H180ZM77 163H78V161H77ZM77 163H74L73 162V164H76V167H77ZM184 163V162H183ZM187 163H188V161L186 162V164L184 163V166L186 165L187 166ZM69 165L71 164L70 162L68 163ZM80 164V163H79ZM158 164V163H157ZM189 164V163H188ZM83 165H85V164H83ZM62 166V165H61ZM74 166V165H73ZM185 166V167H186ZM190 166V165H189ZM70 167V166H69ZM184 167V168H185ZM58 168V167H57ZM72 168H74L75 169V167H70V173L72 174ZM80 167H78L77 169H79ZM188 168V167H187ZM6 169H8V168H6ZM81 169H83L84 170V168H82L81 167ZM165 169V168H164ZM186 169V168H185ZM82 170V171H83ZM182 170H184V169H182ZM190 170V169H189ZM230 170V169H229ZM15 171V170H14ZM74 172H73V174H72V176L75 174V173H79V172H77V171H75V170H73ZM85 171H88V170H86L85 169ZM89 172V171H88ZM179 172V171H178ZM183 172V171H182ZM182 172H180V174L182 173ZM188 172V171H187ZM228 172H230V171H228ZM87 173V172H86ZM86 173L84 174V181H90V179H89V177H86L85 178V176H87L86 175ZM90 173V172H89ZM185 173V172H184ZM227 173V172H226ZM80 174V173H79ZM100 174H101V172H100ZM99 174V177L102 175H100ZM183 174V173H182ZM83 175V174H82ZM81 175V176H82ZM91 175V174H90ZM152 175V174H151ZM154 176V175H153ZM152 176V177H153ZM214 176H216V178H214V182H216L217 184H219L220 183V181H222V180H220L221 179V177L220 176H217V175H214ZM64 177V176H63ZM69 177V176H68ZM228 177V176H227ZM179 178V177H178ZM204 178V177H203ZM3 179V178H2ZM97 179V178H96ZM154 179H155V176H154ZM167 179H170V180H167ZM177 179V178H176ZM209 179V178H208ZM9 180V179H8ZM175 180V179H174ZM178 180V179H177ZM207 180V179H206ZM211 180V179H210ZM213 180V179H212ZM211 180V181H212ZM179 181H180V179H179ZM182 181V180H181ZM61 182V181H60ZM94 182V181H93ZM159 182V183H160ZM209 182V181H208ZM213 182V181H212ZM11 183V182H10ZM171 183V182H170ZM63 184V183H62ZM90 184V182L88 183V186H90L89 185ZM221 184V183H220ZM159 185H161V184H159ZM170 185V184H169ZM169 185H167V186H169ZM87 186V185H86ZM164 186V185H163ZM172 186V185H171ZM63 187V186H62ZM66 187V186H65ZM85 187V186H84ZM165 187H166V185H165ZM165 187H163V188H165ZM1 188V187H0ZM159 188H160V186H159ZM170 188V187H169ZM177 188V187H176ZM175 188V189H176ZM211 188V187H210ZM161 189V188H160ZM171 189V188H170ZM3 191H5V190H3ZM157 191V190H156ZM171 191V190H170ZM177 191V190H176ZM53 192V191H52ZM169 192V191H168ZM203 192H205V191H203ZM46 193V192H45ZM54 193H56L55 191H54ZM57 193H58V191H57ZM171 193V192H170ZM201 193V192H200ZM20 194H22V193H20ZM202 194V193H201ZM203 194H205V193H203ZM2 195V196H1ZM44 195V194H43ZM121 195V194H120ZM120 195L118 194L117 196H119L120 197ZM208 195V196H207ZM207 195L205 194V196H207V197H205V198H203V199H205V202H206V204L208 203H212L213 201V198H211V201H210V198H209V194L207 193ZM0 196H1V198L2 197H4L5 195H4V192H1V194H0ZM11 196H13V195H11ZM19 196V194L17 195V197ZM21 196V195H20ZM20 196H19V198H20ZM72 196H74V195H72ZM150 196V195H149ZM14 197V196H13ZM26 197V199H27V196H25ZM46 197H48V194H47V196ZM46 197H44V199L46 198ZM59 197V196H58ZM119 197H118V199H117V197H116V199L117 200H119ZM146 197V196H145ZM175 197L176 198H179L180 196H178V194H175ZM183 197V196H182ZM181 197V198H182ZM204 197V196H203ZM11 198V197H10ZM56 198V197H55ZM140 198V197H139ZM139 198H138V201H139ZM143 198H144V196H143ZM152 198V197H151ZM181 198H179V199H181ZM22 199V198H21ZM21 199H18L19 201L21 200ZM25 199V200H26ZM47 199V198H46ZM147 199V198H146ZM202 199V200H203ZM262 199H264L263 197H262ZM50 200V199H49ZM56 200V199H55ZM69 200H71V198L69 199ZM69 200H66V201H69ZM144 200L145 199H141V201L140 202H138L140 205L139 206H142V205H144ZM148 200V199H147ZM151 199H149V201H150ZM177 200V199H176ZM23 201V200H22ZM26 201H28V200H26ZM51 201V200H50ZM57 201H58V199H57ZM65 201V202H66ZM73 201H74V199H73ZM146 201V200H145ZM153 201V200H152ZM151 201V202H152ZM175 201V200H174ZM179 201V200H178ZM264 201V200H263ZM21 202V201H20ZM116 202V201H115ZM258 202V201H257ZM256 202V203H257ZM28 203V202H27ZM54 203V202H53ZM117 203V202H116ZM150 203V202H149ZM155 203V205H156V201L154 202ZM201 203V202H200ZM260 203H262V202H260L259 201V204H258V206H256L255 208H254V206H253V208L255 209V211H254V213H253V211H252V213L254 214H252L253 215V217L255 218V217H257V215H258V213H259V211H260V209H261V204ZM24 204V203H23ZM26 204V203H25ZM56 204H58V202H55V205ZM115 204V203H114ZM119 205H120V202L118 203ZM151 204H153V203H151ZM196 204V203H195ZM42 204H40V206H41ZM45 205V204H44ZM53 205V204H52ZM51 205V206H52ZM116 205V204H115ZM212 206L214 205L213 203L211 204ZM27 206V205H26ZM43 206V205H42ZM135 206V205H134ZM138 206V205H137ZM159 206H162L161 204L159 205ZM193 206V205H192ZM207 206V205H206ZM244 206V205H243ZM249 206V205H248ZM44 207V206H43ZM53 207V206H52ZM114 208L115 207H118V206H113ZM112 207V208H113ZM145 207V206H144ZM143 207V208H144ZM149 207H151L150 206V204H149ZM157 207V206H156ZM211 207V206H210ZM32 208V207H31ZM46 208H48V206H46L45 205V209ZM50 208V207H49ZM111 208V209H112ZM121 208V207H120ZM214 208H215V206H214ZM252 208V207H251ZM34 209V208H33ZM51 209H54V208H51ZM118 209V208H117ZM28 210H30L29 208H28ZM55 210H57V209H55ZM55 210H52V211H55ZM58 210H60V209H58ZM113 210H115V209H113ZM119 210V209H118ZM117 210V212H120L121 210H119L118 211ZM135 210V209H134ZM141 210V208L140 207H138V209L136 208V210H135V213H136V211L138 212V211H140ZM246 210V209H245ZM32 211V210H31ZM30 211V212H31ZM142 211V210H141ZM177 211V210H176ZM183 212L185 211V210H182ZM203 211V210H202ZM248 211H250V210H247V212ZM35 212V211H34ZM38 212V211H37ZM36 212V213H37ZM56 212V211H55ZM112 212H114V211H112ZM122 212V211H121ZM126 212V211H125ZM186 212V211H185ZM195 213L197 212V211H194ZM39 213H41V212H39ZM59 213V212H58ZM115 213V212H114ZM113 213V214H114ZM176 213V212H175ZM194 213V214H195ZM199 213H201V211H199ZM204 212H202V214H203ZM138 214H139V212H138ZM171 214H173V213H171ZM192 215H191V217L193 216V211H192V213H191ZM111 215V214H110ZM215 215V214H214ZM235 215V214H234ZM249 215V214H248ZM31 216V215H30ZM46 216V215H45ZM52 216V215H51ZM113 216V215H112ZM182 216H184V214L182 215ZM10 217V216H9ZM18 217V216H17ZM17 217H10V219L12 218V220L13 219H15V218H17ZM34 217V216H33ZM32 217V218H33ZM36 217H38V214H37V216ZM35 217V218H36ZM55 217H56V213H55ZM54 217V218H55ZM59 217V216H58ZM176 217V216H175ZM178 217V216H177ZM212 217V216H211ZM248 217V216H247ZM252 216L251 215H249V218H246L245 216H244V219H247V220H244L245 222H244V224H243V226H244V228H243V226H242V229H241V231L242 232H244V231H248L249 230V226H250V221H251V219L253 218H251ZM19 218V217H18ZM40 218V217H39ZM106 218V217H105ZM181 218V217H180ZM214 218V217H213ZM236 218V217H235ZM9 219V218H8ZM27 219H28V217H27ZM29 219H31L30 217H29ZM42 219V218H41ZM44 219H46V217H43V220ZM106 219H109V218H106ZM173 219V218H172ZM182 219V218H181ZM11 220V222H14V221H12ZM33 222L32 221H30V220H26V218H25V221H26V223H27V226L29 225L30 226V224H28V223H34L35 222V219L33 218ZM36 220H37V218H36ZM43 220H38V222H43ZM51 220H53V219H51ZM101 220V219H100ZM103 220V219H102ZM227 220H228V218H227ZM17 221V220H16ZM174 221V220H173ZM202 221V220H201ZM209 221H210V219H209ZM211 221H213V220H211ZM249 221V222H248ZM11 222L8 220V221H6V226H5V229L7 228H9V226L10 225H12L11 224ZM54 222V221H53ZM103 222V221H102ZM26 223H25V225H26ZM44 223V222H43ZM45 223L47 224V223H49V222H46L45 221ZM101 223V222H100ZM159 224V222H157V220H156V223L155 224ZM40 224V223H39ZM225 225H226V221H225V223H224ZM38 225V224H37ZM42 225V224H41ZM44 225V224H43ZM197 225V224H196ZM195 225V226H196ZM199 225V224H198ZM197 225V226H198ZM236 226V229H237V227L239 228L240 227V225H236V224H234V220L233 219H231V220H229L228 221V224H227V227H232L233 228V226ZM24 226V225H23ZM28 226V227H29ZM39 226V225H38ZM48 226V225H47ZM34 227V226H33ZM172 227V226H171ZM35 228V227H34ZM36 228H37V226H36ZM54 228V227H53ZM186 228H188V227H186ZM235 228V227H234ZM241 228V227H240ZM7 229H6V231H7ZM11 229V228H10ZM8 229L9 230V232L11 231V230H13V229ZM27 228H25L24 230H26ZM31 229V228H30ZM185 229V228H184ZM226 229V228H225ZM21 230V229H20ZM28 230V229H27ZM32 231H31V233H34V234H32V236H31V239H29L30 241L28 242L27 240H26V237H25V239L23 240V241H27L28 243H25V245H29V244H31V243H33L34 241H36L37 242V240H38V238H39V236H37L36 234H35V232H34V230L35 229H31ZM169 230V229H168ZM178 230V229H177ZM189 230H191V231H193V228L192 229H189ZM196 228H194V233H197L196 231ZM16 232L18 231V230H15ZM259 231V230H258ZM20 232V231H19ZM24 231H21L20 233H23ZM30 232V231H29ZM155 232V231H154ZM174 232V231H173ZM13 233V232H12ZM18 233V232H17ZM17 233H15L14 232V234L12 235V238H11V246L8 248V255H7V258H8V260H9V258H14L18 253L19 254H21L22 255V257H23V260H25L26 259V257L27 256H32V252L34 253L35 251H31V249H28V248H30V247H28V246H24L23 248L24 249H22V251H21V247H22V239H21V237L22 236H20V235H22V234H18L17 235ZM179 233V232H178ZM178 233H177V235H178ZM201 233V232H200ZM246 233V232H245ZM260 233V232H259ZM261 233H264V228H262V231H261ZM259 234V236L261 237L258 241H262V237H263V235L264 234ZM167 234V233H166ZM25 235H26V233H25ZM24 235V236H25ZM36 235V236H35ZM153 235H154V233H153ZM168 235V234H167ZM166 235V236H167ZM170 235V234H169ZM4 236H6V234L4 235ZM30 236V235H29ZM151 236V235H150ZM197 236V235H196ZM87 237V236H86ZM152 237V236H151ZM154 237V236H153ZM23 238V237H22ZM166 238V237H165ZM168 238V237H167ZM40 239V238H39ZM83 239V238H82ZM6 240V239H5ZM193 240V239H192ZM84 241V240H83ZM185 241H187V239L185 240ZM40 242V241H39ZM38 242V243H39ZM178 242V241H177ZM179 244H180V242H178ZM194 243V242H193ZM36 244V243H35ZM41 244V243H40ZM24 245V244H23ZM48 245V244H47ZM46 245V246H47ZM154 246V245H153ZM176 246V245H175ZM174 246V247H175ZM233 246V245H232ZM235 246V245H234ZM48 247V246H47ZM52 247V246H51ZM38 248V247H37ZM159 248V247H158ZM42 249V248H41ZM41 249H40V251H41ZM236 249V248H235ZM149 250V249H148ZM167 250V249H166ZM169 250V249H168ZM176 250V249H175ZM42 251H43V249H42ZM162 251V250H161ZM180 251V250H179ZM188 251V250H187ZM186 251V252H187ZM190 251H192V250H190ZM233 251V250H232ZM55 252V251H54ZM148 252H150L149 253V258H151V260H152V258L153 259H155L154 257H156V258H160V257H163L162 256V254H160V252L158 251V250H156V249H153V250H151V251H148ZM164 252V251H163ZM167 252V251H166ZM178 252V251H177ZM184 252V251H183ZM236 252V251H235ZM40 253V252H39ZM162 253V252H161ZM167 253H169V252H167ZM172 253V252H171ZM193 253V252H192ZM36 254H38V253H36ZM59 254V253H58ZM61 254V253H60ZM170 254V253H169ZM174 254H176V253H174ZM173 254V255H174ZM191 254V253H190ZM217 254V253H216ZM138 255V254H137ZM168 255V254H167ZM176 255H178V257L176 256ZM175 256V258H174V260L176 261V259H177V261H176V263L174 262V261H171L170 260V257H173V256H168L167 258H165V257H163V259H165L164 261H165V264H187L186 262L188 261V254L187 253H185L184 252V254L183 255H180L179 256V254H176ZM193 255V254H192ZM59 256V258H60V255H58ZM166 256V255H165ZM57 257V256H56ZM55 257V258H56ZM62 257L64 258V256L62 255ZM242 257V256H241ZM62 258V259H63ZM137 258V257H136ZM57 260H58V257L56 258ZM133 259H135V257L133 258ZM133 259L131 260V261H133ZM146 259H147V256H146ZM148 260V259H147ZM131 261H129V262H131ZM156 261V260H155ZM159 261V260H158ZM121 262V261H120ZM161 262V261H160ZM159 262V263H160ZM4 263V262H3ZM123 263H125V262H123ZM148 263V262H147ZM151 263V262H150ZM6 264V263H5ZM64 264V263H63ZM121 264V263H120ZM130 264H137L136 263V260H135V262H131ZM158 264V263H157ZM160 264H162V263H160Z\"/></svg>",
	"mask_w": 264,
	"mask_h": 264
}]
</instances>
